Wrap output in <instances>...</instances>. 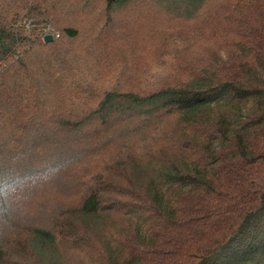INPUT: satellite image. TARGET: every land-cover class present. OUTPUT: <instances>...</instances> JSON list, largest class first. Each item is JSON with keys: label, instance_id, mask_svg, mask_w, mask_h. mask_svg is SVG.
I'll return each mask as SVG.
<instances>
[{"label": "trees", "instance_id": "1", "mask_svg": "<svg viewBox=\"0 0 264 264\" xmlns=\"http://www.w3.org/2000/svg\"><path fill=\"white\" fill-rule=\"evenodd\" d=\"M93 1L114 29L134 4L192 20L212 0ZM230 6L256 25L183 59L187 78L89 102L76 88L93 52L68 44L82 31L62 17L75 5L0 0V264L77 251L91 264H264V0ZM44 186L69 200L35 202ZM114 216L127 225L96 242Z\"/></svg>", "mask_w": 264, "mask_h": 264}, {"label": "rangeland", "instance_id": "2", "mask_svg": "<svg viewBox=\"0 0 264 264\" xmlns=\"http://www.w3.org/2000/svg\"><path fill=\"white\" fill-rule=\"evenodd\" d=\"M58 1L75 5L74 14L62 15L63 22L76 24L82 31L78 39L69 40L68 44L74 50L87 47L93 52V58L88 63L84 60L79 61V65L89 64L90 69L85 72L91 73L87 77L92 81H89L87 87L82 86L80 90L76 88L80 100L87 99L89 102L97 99L106 87L121 90L151 88L177 77L187 78V71H181L179 68L183 59L190 60L197 51L205 53L210 49H217V42H220L218 39L222 40V36H230L232 32H237L238 26L245 29L248 25H256L253 22L254 13L249 16L245 11L235 10L230 6L236 0H212L203 8L200 15L192 20H178L165 15L154 5L138 3L117 14L114 29L100 26L97 19L100 7L96 1ZM236 19L241 21H235ZM214 22L216 26L212 25ZM87 77L80 74L75 76L76 84L85 85ZM170 132L178 135V128L173 125ZM46 189L44 186L46 198L39 196V192L35 193V202L44 200L50 206L59 202H64L65 205L69 200L66 196L68 193L62 196L51 193V196ZM25 209L29 207L26 205ZM37 212L34 206L32 215L36 216ZM76 223L83 230H92V226L83 220ZM126 225L127 219L122 216L104 219L94 229L93 238L98 243L102 240H112ZM59 253L57 254L60 256V264L92 263L84 251Z\"/></svg>", "mask_w": 264, "mask_h": 264}, {"label": "water", "instance_id": "3", "mask_svg": "<svg viewBox=\"0 0 264 264\" xmlns=\"http://www.w3.org/2000/svg\"><path fill=\"white\" fill-rule=\"evenodd\" d=\"M54 38H53V35L52 34H46L45 36V41L46 42H50L52 41Z\"/></svg>", "mask_w": 264, "mask_h": 264}, {"label": "built area", "instance_id": "4", "mask_svg": "<svg viewBox=\"0 0 264 264\" xmlns=\"http://www.w3.org/2000/svg\"><path fill=\"white\" fill-rule=\"evenodd\" d=\"M52 35H54L55 37L59 36V34L57 32H54Z\"/></svg>", "mask_w": 264, "mask_h": 264}, {"label": "clouds", "instance_id": "5", "mask_svg": "<svg viewBox=\"0 0 264 264\" xmlns=\"http://www.w3.org/2000/svg\"><path fill=\"white\" fill-rule=\"evenodd\" d=\"M40 175H43V173H40Z\"/></svg>", "mask_w": 264, "mask_h": 264}]
</instances>
